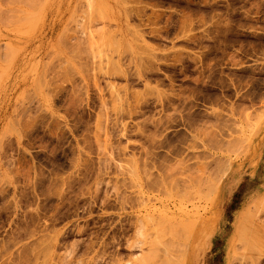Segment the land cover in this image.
I'll return each instance as SVG.
<instances>
[{
	"label": "rangeland",
	"instance_id": "obj_1",
	"mask_svg": "<svg viewBox=\"0 0 264 264\" xmlns=\"http://www.w3.org/2000/svg\"><path fill=\"white\" fill-rule=\"evenodd\" d=\"M0 16V264H264V0Z\"/></svg>",
	"mask_w": 264,
	"mask_h": 264
},
{
	"label": "bare ground",
	"instance_id": "obj_2",
	"mask_svg": "<svg viewBox=\"0 0 264 264\" xmlns=\"http://www.w3.org/2000/svg\"><path fill=\"white\" fill-rule=\"evenodd\" d=\"M0 17H1V16H0ZM190 179H191V178H190ZM184 180H185V179H184ZM184 180H183V181H184ZM191 180H192V179H191ZM194 180H195V179H194ZM199 181H200V180H199ZM184 182H187V181H184ZM187 184H188V183H187ZM174 186H175V185H174ZM210 188H211V187H210ZM176 189H177V188H176ZM179 189H180V188H179ZM176 191H178V190H176ZM176 193H177V192H176ZM176 193H175V194H176ZM181 193H182V192H181ZM176 195H178V194H176ZM186 196H187V195H185V197H186ZM257 202H258V201H257ZM255 207H256V206H255ZM253 209H255V208H253ZM259 212H260V210H259ZM259 212H258V214H259ZM251 213H252V212H251ZM173 214H174V213H173ZM252 214H253V213H252ZM258 214H257V215H258ZM263 215H264V214H263ZM256 217H257V216H256ZM182 218H183V217H182ZM160 220H161V219H160ZM186 220H187V219H186ZM245 220H246V219H245ZM175 226H176V225H175ZM183 226H184V225H183ZM191 226H192V225H191ZM173 227H174V226H173ZM173 227H172V228H173ZM184 227H185V226H184ZM174 228H175V227H174ZM174 228H173V229H174ZM179 228H180V226H179ZM189 228H190V227H189ZM175 229H176V228H175ZM163 230H164V229H163ZM169 230H170V228H169V226H168V230H166V231L169 232ZM160 231H161V230H160ZM172 231H173V230H172ZM174 231H175V230H174ZM179 231H180V230H179ZM187 231H189V229H188ZM185 232H186V231H185ZM185 232H184V233H185ZM170 233H171V230H170ZM174 234L176 235V233H174ZM243 234H244V233H243ZM160 237H162V236H160ZM240 237H241V236H240ZM157 238H158V237H157ZM239 239H240V238H239ZM158 240H159V239H158ZM171 240H172V239H171ZM160 241H161V240H160ZM167 241H168V240H167ZM172 241H173V240H172ZM237 241H238V240H237ZM169 242H170V241H168V243H169ZM254 242H255V241H254ZM239 243L242 244L241 242H239ZM246 243H247V242H246ZM246 243H245V244H246ZM154 244H155V243H154ZM169 244H170V243H169ZM237 244H238V243H237ZM243 244H244V243H243ZM247 244H248V243H247ZM159 245H160V244H159ZM171 245H173V244H171ZM152 246H153V245H152ZM168 246H169V245H168ZM248 246H249V245H248ZM236 247H237V246H236ZM249 247H250V246H249ZM169 248L172 249L173 247H172V248L169 247ZM155 249H156V247H155ZM157 249H158V248H157ZM240 250H242V246H241V249H240ZM245 250H246V249H245ZM157 251H158V250H157ZM243 251H244V250H243ZM158 252H159V251H158ZM160 252H161V251H160ZM167 254H168V253H167ZM171 254H172V253H171ZM145 255H146V254H145ZM151 256H152V255H151ZM154 256H155V255H154ZM157 256H158V253H157V255H156V258H157ZM169 256H170V255H169ZM171 256H172V255H171ZM243 256H244V255H243ZM159 257H160V256H159ZM237 257H239V256H237ZM142 258H143V257H142ZM146 258H147V257H146ZM168 258H169V257H168ZM168 258H167V259H168ZM234 258H235V257H234ZM240 258H241V256H240ZM244 258H245V256H244ZM253 258H254V257H253ZM161 259H162V258H161ZM232 259H233V258H232ZM235 259H236V258H235ZM235 259H234V260H235ZM248 259H250V258H248ZM259 259H261V258L259 257ZM132 260H133V259H132ZM134 260L136 261V259H134ZM138 260L142 261V259H138ZM170 260H171V259H170ZM236 260L238 261L239 259H236ZM244 260H245V259H244ZM250 260H252V259H250ZM257 260H258V259H257ZM148 261H149V260H148ZM156 261H157V260H156ZM240 261H241V260H240ZM246 261H248V260H246ZM162 262H163V261H162ZM162 262H161V263H162ZM164 262H166V261H164ZM232 262H233V261H232ZM243 262H244V261H243ZM249 262H251V261H249ZM137 263H138V262H137ZM139 263L141 264V262H139ZM143 263H145V261H144ZM146 263H147V262H146ZM161 263H159V264H161ZM241 263H242V262H241ZM244 263H245V262H244ZM244 263H243V264H244ZM118 264H119V263H118ZM131 264H132V263H131ZM150 264H151V262H150ZM155 264H156V263H155ZM157 264H158V263H157ZM162 264H163V263H162ZM250 264H252V263H250ZM258 264H259V263H258Z\"/></svg>",
	"mask_w": 264,
	"mask_h": 264
}]
</instances>
